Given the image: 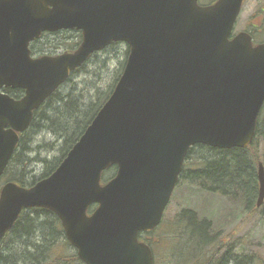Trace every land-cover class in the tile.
Instances as JSON below:
<instances>
[{"label": "water", "instance_id": "95a60500", "mask_svg": "<svg viewBox=\"0 0 264 264\" xmlns=\"http://www.w3.org/2000/svg\"><path fill=\"white\" fill-rule=\"evenodd\" d=\"M244 3L0 0V179L34 112L71 74L113 43L129 48L113 93L58 169L30 188L2 187L0 241L24 211L46 209L84 264H154L139 235L160 226L189 150L245 149L256 137L264 44L233 36ZM69 30L82 33L77 50L32 56L44 33ZM112 167L115 177L103 183ZM258 181L261 207L262 163Z\"/></svg>", "mask_w": 264, "mask_h": 264}, {"label": "trees", "instance_id": "16d2710c", "mask_svg": "<svg viewBox=\"0 0 264 264\" xmlns=\"http://www.w3.org/2000/svg\"><path fill=\"white\" fill-rule=\"evenodd\" d=\"M72 32L76 33V31ZM257 33L251 34L254 40L257 38ZM77 35L78 41L68 46L64 52H73L80 46L82 35L79 32ZM44 36L32 44L31 51L35 57L56 55V51L55 54L46 53V49L37 47ZM257 39L259 40V36ZM118 46L122 48L119 69L106 91H101L96 87L94 95L87 102H82L81 93L75 85L66 94H63L61 87L40 109L35 111L30 129H41L62 141L60 157L53 162L46 161L45 173L40 178L32 177L30 179L25 170L30 164V159H27L29 153L27 148L32 145L28 137V133L31 131L29 130L22 135L3 180L6 179L7 182H14L23 187H30L49 177L58 168L107 102L123 73L129 55L127 45L113 43L106 49ZM58 49L60 48L56 47L54 50ZM99 53L94 54L71 78L80 71L87 70L92 63H95L93 67L102 66L105 69L107 60L97 58ZM92 73L98 76L94 69ZM71 78L68 82L72 81ZM3 92L14 99H20L24 94L22 90L5 89ZM260 163L264 166V107L258 120L256 137L249 147L231 151L203 145L191 148L185 159L178 186L183 179L188 185L195 187L199 193H208L231 202H240L244 204L245 209L252 210L257 208ZM14 164H20L23 167L22 171L10 172L11 167L15 166ZM115 174V167L106 171L103 175V182L112 179ZM191 219L196 222H191ZM165 228L175 231L173 236L166 235V238H171V243H165V252L168 256L167 264H264V251H262L264 249H254L250 246L247 252H241L240 246L233 241L232 236H223L220 226L217 227L210 220L200 221L195 212L185 210L178 217L171 219L167 225L164 219L157 230L164 229L165 232ZM185 232L186 236L189 233L187 245L184 250H181L179 243L184 240ZM150 235L152 234L148 236ZM146 237L145 234L140 236L143 240ZM242 243L248 242L243 240ZM0 264L83 263L79 259L77 251L67 241L59 218L46 209H31L21 214L14 228L1 240Z\"/></svg>", "mask_w": 264, "mask_h": 264}, {"label": "rangeland", "instance_id": "374dc122", "mask_svg": "<svg viewBox=\"0 0 264 264\" xmlns=\"http://www.w3.org/2000/svg\"><path fill=\"white\" fill-rule=\"evenodd\" d=\"M214 1L216 0H199V4L205 6ZM263 27L264 0H246L234 30V35L243 31L252 34ZM257 34L259 40L256 38L255 42H264V29ZM78 39L77 32L46 34L42 42L37 44V47L46 49V53L55 54L54 52L56 51V54H61L68 46L76 43ZM56 47L60 49L54 50ZM121 49L119 46L117 48L111 47L99 53L97 58L107 60L105 69L102 66L93 67L95 63L90 64L87 70L77 73L71 78L72 81L67 82L61 88L63 94H66L75 85L79 89V93H81L82 102H87L96 92V87L101 91H106L119 69ZM93 69L98 76L92 73ZM28 137L32 145L27 148L29 150L27 159H30V164L25 170L30 179L32 177L40 178L45 173L46 161L53 162L60 157L62 141L57 140L53 134L41 129L29 131ZM22 169L23 167L19 164L11 167L10 172L15 170L18 172L22 171ZM6 182L7 180L5 179L1 184L3 185ZM185 210L195 212L200 221L206 219L212 221L217 227L220 226L222 235L232 236L233 241L240 246V250L243 253L247 252L250 246L254 249H264V205L247 210L243 203L231 202L208 193H199L195 187L188 185L182 179L166 211V225L171 219L178 217ZM191 222L196 221L191 219ZM174 234L175 231L173 229L165 228V232L164 229L157 230L148 238L154 243V253L156 249V264H167L166 259L168 256L165 252V243H171V238H166V235L173 236ZM188 235L189 233H187ZM187 236L185 232L184 240L179 243L181 250H184L187 245ZM243 240L248 243L243 244Z\"/></svg>", "mask_w": 264, "mask_h": 264}, {"label": "flooded vegetation", "instance_id": "af4514ba", "mask_svg": "<svg viewBox=\"0 0 264 264\" xmlns=\"http://www.w3.org/2000/svg\"><path fill=\"white\" fill-rule=\"evenodd\" d=\"M238 22V21H237ZM236 26H237V24H236ZM262 29H264V27L263 28H259V30H258V32H260ZM26 134V133H25ZM21 137H22V135H21ZM21 139V138H20ZM149 234H153V233H148L147 234V237H146V239L145 240H143V239H140L141 241H143V242H145V243H147V244H149V246L152 248V250L154 251V246H152V243H151V241H150V239H148L150 236H148ZM148 241V242H147ZM155 264H156V261H155Z\"/></svg>", "mask_w": 264, "mask_h": 264}]
</instances>
